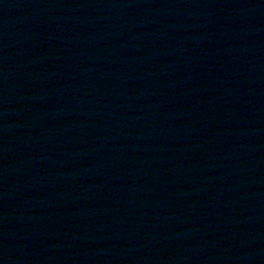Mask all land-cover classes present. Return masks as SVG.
<instances>
[{
	"label": "water",
	"instance_id": "obj_1",
	"mask_svg": "<svg viewBox=\"0 0 264 264\" xmlns=\"http://www.w3.org/2000/svg\"><path fill=\"white\" fill-rule=\"evenodd\" d=\"M231 113L177 264H264V0Z\"/></svg>",
	"mask_w": 264,
	"mask_h": 264
}]
</instances>
